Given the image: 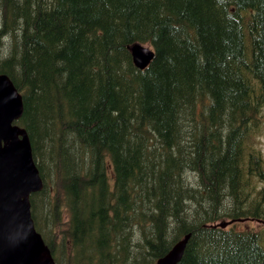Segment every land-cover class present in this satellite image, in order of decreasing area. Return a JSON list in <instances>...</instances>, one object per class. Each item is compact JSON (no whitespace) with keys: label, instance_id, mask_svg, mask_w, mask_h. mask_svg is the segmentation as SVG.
Returning a JSON list of instances; mask_svg holds the SVG:
<instances>
[{"label":"trees","instance_id":"16d2710c","mask_svg":"<svg viewBox=\"0 0 264 264\" xmlns=\"http://www.w3.org/2000/svg\"><path fill=\"white\" fill-rule=\"evenodd\" d=\"M2 74L56 264H156L187 234L178 264H264V225L214 226L264 223V0H0Z\"/></svg>","mask_w":264,"mask_h":264},{"label":"water","instance_id":"95a60500","mask_svg":"<svg viewBox=\"0 0 264 264\" xmlns=\"http://www.w3.org/2000/svg\"><path fill=\"white\" fill-rule=\"evenodd\" d=\"M134 64L143 70L154 57L141 45L130 47ZM24 110L23 97L7 75H0V264H56L37 231L31 195L43 188L27 131L16 125ZM233 221L215 227L226 228ZM191 234L156 264H178Z\"/></svg>","mask_w":264,"mask_h":264},{"label":"rangeland","instance_id":"374dc122","mask_svg":"<svg viewBox=\"0 0 264 264\" xmlns=\"http://www.w3.org/2000/svg\"><path fill=\"white\" fill-rule=\"evenodd\" d=\"M144 48H146L148 50L151 49V47L148 45H144ZM261 115H262V118L258 124V135H255L252 138V142H253V147L260 151L261 156L264 160V108H263ZM181 178H182V181H184L185 183L188 184L189 188L192 187L193 189H198V187L200 186L199 182H198V178H197L196 174L193 172H190V171L186 172L185 171L184 177H181ZM261 186L262 185L258 183L257 189H259ZM220 206H219V208H220ZM223 208H225V207H223ZM224 210H227V209H222V212H225ZM223 221H230V220L225 218V219H222L221 221H219L218 223H221ZM238 221L239 222L237 224L232 225L235 222V221H233V223L226 228L228 229V228H232V227L236 226V229L248 230V229H252V227H253L255 230H258L262 227V225H264V223H262V222H252V224H251L249 222L247 223V222L241 221V220H238ZM218 223H216V225ZM226 228H222V229H226Z\"/></svg>","mask_w":264,"mask_h":264},{"label":"bare ground","instance_id":"6f19581e","mask_svg":"<svg viewBox=\"0 0 264 264\" xmlns=\"http://www.w3.org/2000/svg\"><path fill=\"white\" fill-rule=\"evenodd\" d=\"M137 45V44H136Z\"/></svg>","mask_w":264,"mask_h":264}]
</instances>
